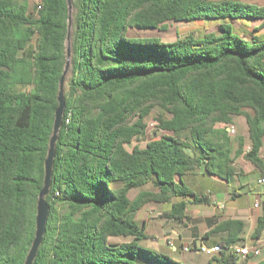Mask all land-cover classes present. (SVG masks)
<instances>
[{
  "label": "trees",
  "instance_id": "trees-1",
  "mask_svg": "<svg viewBox=\"0 0 264 264\" xmlns=\"http://www.w3.org/2000/svg\"><path fill=\"white\" fill-rule=\"evenodd\" d=\"M71 1L65 109L45 197L49 215L32 264H183L139 244L149 237L137 215L149 204H170L166 216L182 222L188 204H208L183 178L201 169L229 180L239 156L264 177V4ZM38 5L30 12L28 0H0V264H23L34 237L66 62V0ZM181 21H214L216 28L171 42L141 38V30ZM154 110L159 134L128 150L146 136ZM234 117L245 119V154L241 138L232 150ZM262 209L253 239L264 238V202ZM244 227L218 225L228 237L209 264H240L225 249Z\"/></svg>",
  "mask_w": 264,
  "mask_h": 264
},
{
  "label": "crops",
  "instance_id": "crops-1",
  "mask_svg": "<svg viewBox=\"0 0 264 264\" xmlns=\"http://www.w3.org/2000/svg\"><path fill=\"white\" fill-rule=\"evenodd\" d=\"M232 166L235 168V163ZM245 169L247 170L244 174L235 171L234 175L230 177L232 182L237 183L236 187L231 190L229 188L230 179L224 180L217 176L203 174L201 170L194 175H189L193 177L202 175L208 178V182L215 187L213 188L214 194L211 192H207L205 195L195 193L197 196H206L208 204H188L185 210V219L182 222H177L167 216L166 220L160 219L152 227L146 221L142 222L146 235L149 237V235L154 234L157 238H153V241L156 242H153L150 247L144 246L142 243L144 240L139 244L154 252L166 254L183 264H209V256L203 258L201 263L194 260V256L202 254L199 247L203 245L213 248L220 245L222 241L227 239L228 234L226 231L218 230V225L228 220H236L244 222L245 227L239 235L240 240L232 245L258 246L260 248V254L257 257H239L240 264H264V238L253 239L251 237L256 229L257 219L263 212L264 185H258L259 173L252 164L249 163ZM251 175L255 184L253 187L248 184L247 180ZM218 184L221 185L219 189L218 186L220 185ZM255 203H258L257 207H254ZM200 205H210L212 211L199 207ZM162 206H167L163 207L162 213L165 211L167 214L171 209L170 204ZM148 231H152V233L148 235ZM186 246H188V250L184 251L183 248ZM183 254L189 256L187 259L189 263L184 262ZM211 264L215 263L212 262Z\"/></svg>",
  "mask_w": 264,
  "mask_h": 264
},
{
  "label": "rangeland",
  "instance_id": "rangeland-1",
  "mask_svg": "<svg viewBox=\"0 0 264 264\" xmlns=\"http://www.w3.org/2000/svg\"><path fill=\"white\" fill-rule=\"evenodd\" d=\"M29 1V8L30 12L33 11L34 7L39 4V0H28ZM243 1L246 3H256L263 5L264 0H239ZM216 28V22H186V21H181V22H176V23H169L165 27H162L160 29H151V30H141L139 31L141 34V38H149V39H158L159 41H164V42H171L176 39V36L183 37L188 34H193L195 36L202 35L203 33L206 32H213ZM247 30V29H245ZM260 33H264V30H262ZM259 33V34H260ZM161 113L158 110H154L151 114V116L148 118L146 122V129H145V137H138L132 141L130 145L127 146V149L130 150L131 147L133 146H139L143 148L146 144V142L152 140L155 137V133L159 132L157 131L156 126H152V123H157V116L160 115ZM164 117L168 118L169 115H163ZM232 127L234 128V133H229V137L231 139L232 143V150L235 151L238 148V141L239 139H243L242 144H243V153H247L249 145V141L247 138V127L245 123V119L243 117H234ZM245 151V152H244ZM260 156L264 160V150L260 153ZM235 170L239 174H244L247 169H245V166L249 164L248 161H246L243 156H240L235 159ZM201 170V169H200ZM198 170V171H200ZM258 176V175H257ZM252 175L247 178L248 184L253 187L255 186L254 181L251 179ZM259 178H261L259 176ZM208 178L203 177L202 175H197L196 177L193 176H186L183 178V182L185 186H187L192 192L194 193H199L202 195L207 194V192H211L214 194V189L215 188L211 183L208 182ZM220 185V184H218ZM237 183L232 182L231 179L229 180V188L230 190L235 188ZM259 185V184H258ZM263 186V185H262ZM221 187L218 186V189ZM152 187L150 185H147L144 187V189H151ZM138 190H134L130 192V197H133L137 194ZM252 200V198H251ZM163 207L167 206H162L161 204H149L143 211L139 212L137 215V219L139 223H142L144 221L147 222V224L152 227L155 225L156 221H159L160 219L166 220V213L161 212ZM170 208V206H168ZM199 207L209 209L212 211V206L210 205H200ZM165 209V208H164ZM152 231H148V235L151 234ZM156 236L154 234L149 235V240H144L142 243L144 246L150 247V245L153 242ZM207 255L204 254H197L194 256V260H197L196 262L201 263V260L203 258H206ZM182 258H184V262H188L187 259L189 258L188 255L183 254ZM189 263V262H188ZM191 264V263H189Z\"/></svg>",
  "mask_w": 264,
  "mask_h": 264
},
{
  "label": "water",
  "instance_id": "water-1",
  "mask_svg": "<svg viewBox=\"0 0 264 264\" xmlns=\"http://www.w3.org/2000/svg\"><path fill=\"white\" fill-rule=\"evenodd\" d=\"M68 18H67V28L68 35L66 38V62L62 75L58 81V91H57V108L54 112V120L52 125V132L48 141V149L46 153V158L43 164V186L38 193L36 201V214H35V232L34 237L31 243V246L28 250V253L24 259L23 264H32L39 246L42 243L43 235L46 229V223L49 215V207L45 201V197L48 195L51 187L52 173H53V161L55 156V144L58 139V132L62 125V116L65 109V87L67 83V77L70 70V60H71V51H70V41H69V31L72 24V13H73V4L71 0H66Z\"/></svg>",
  "mask_w": 264,
  "mask_h": 264
},
{
  "label": "built area",
  "instance_id": "built-area-1",
  "mask_svg": "<svg viewBox=\"0 0 264 264\" xmlns=\"http://www.w3.org/2000/svg\"><path fill=\"white\" fill-rule=\"evenodd\" d=\"M40 9V6L38 5L37 6V10ZM152 126H157L156 123H152ZM228 132L229 133H234V128L231 126L228 128ZM250 150V147H248V151ZM258 184L259 185H264V177H261L259 180H258ZM258 206V203H255L254 207H257ZM169 245H171L170 242H168ZM184 251H187L188 250V246L184 247L183 248ZM199 251L204 254V255H207V256H210L214 253H218V252H221L223 251V248L218 245V246H215L213 248H208L206 246H203L201 245L199 247ZM225 252H229V253H233V254H236L237 256L239 257H242V258H247V257H257L259 254H260V248L258 246H239V245H230L227 247V249H225Z\"/></svg>",
  "mask_w": 264,
  "mask_h": 264
}]
</instances>
